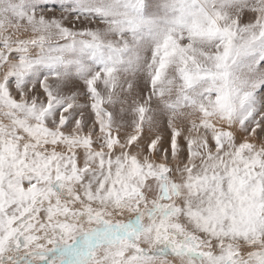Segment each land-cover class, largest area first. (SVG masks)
<instances>
[{"label": "rangeland", "instance_id": "374dc122", "mask_svg": "<svg viewBox=\"0 0 264 264\" xmlns=\"http://www.w3.org/2000/svg\"><path fill=\"white\" fill-rule=\"evenodd\" d=\"M216 117L247 126L244 132L264 143V0H0V138L45 157V145L59 141L96 148L105 132L161 135ZM22 161L15 177L28 194L0 235V264H11L9 256L24 264L25 254L31 264L29 257L37 254L25 251L28 243L51 257L53 251L41 244L50 236L41 229L69 238L76 231L73 222L112 224L113 230L116 224L125 233L132 221L140 228L146 220L157 223L156 249H175L165 258H138L146 245L135 239L137 245L128 247L121 234L124 240L115 242L118 250L125 246L121 256L136 247L124 264H167L166 258L179 253L186 261L226 255L222 264H264L260 238L218 245L176 223L175 186H170L175 197L154 199L135 187L114 198L112 211L79 195L80 179L54 170L53 159L40 174ZM149 175L158 181L176 178L171 169ZM84 214L87 223L79 220ZM258 215L264 222L262 208ZM56 234L52 237H62ZM19 241L24 243L17 255Z\"/></svg>", "mask_w": 264, "mask_h": 264}, {"label": "bare ground", "instance_id": "6f19581e", "mask_svg": "<svg viewBox=\"0 0 264 264\" xmlns=\"http://www.w3.org/2000/svg\"><path fill=\"white\" fill-rule=\"evenodd\" d=\"M230 121L229 118L224 120L220 117L203 119L190 123L189 126L183 124L179 126L180 128L175 127L168 133L153 136L144 133L119 136L105 132L103 139L98 140L101 145L97 144L96 148L91 146L92 144L72 147L70 144L59 141L55 145H45V157L43 154L40 155L39 151L29 150L24 144L8 141L2 137L0 138V235L6 227L9 216L17 210V206L26 203L24 201L27 198L28 188H25L26 186L15 177L23 169L22 159L27 160L38 174L45 172L53 159L54 170L68 171L73 178L80 179L75 186L76 192L93 204L112 208L113 211L117 205L114 198L135 187L142 190L148 199L159 198L166 194L173 198L175 196H172L170 186H175L176 198L179 199V214L175 220L187 232L202 239L208 238L213 244L218 243V245H224L225 242L232 245L233 243L242 244L251 238L264 240V222L258 215L260 208L264 211V143L256 141L252 131L244 132L247 126L241 129L238 124L235 125ZM160 169H171L176 176L173 182L150 178L149 171ZM36 180L40 185L43 182L42 179ZM76 216L74 215L75 218ZM84 216L85 214L79 216V220L88 218ZM17 218L14 217V221ZM49 220L51 221L50 218ZM131 220L134 219L131 218ZM141 222L144 225H139L140 228H138L132 221L134 226H131V231L121 233L126 237L128 247L137 242L146 245L143 247L147 250L151 247L156 248L158 245V238H155L156 232L152 228L150 230L144 228L148 226L147 220ZM72 224L76 228H73L76 231L72 237L54 238L58 239L56 240L58 244L64 245L57 251L56 257H70L72 250L81 245L91 231L99 233L90 247L95 252V255H89L88 261L91 264H121L123 260L129 259L128 257L131 258L130 252L136 248L130 247L129 253V249L125 250L127 256L123 259L125 252L121 256L123 252L121 250L125 249V246L118 250L120 245L119 247L116 245L115 248V242L118 244V240L123 241L124 237L121 234L116 235L115 232L110 233L112 224L106 225L92 221L88 226L75 222ZM47 231L41 229V232L50 238H53L52 236L56 233L62 236L63 232ZM102 231H105L103 235L100 234ZM47 240L44 238L41 244L46 245ZM71 241L73 242L69 244ZM19 242L14 250L17 255L21 253V246L26 241ZM96 244L99 247L93 248ZM36 249L38 248L29 243L25 247V251ZM219 253L223 254V252ZM44 254L42 257H37L38 262L46 261ZM225 257L226 255L215 258L188 256L187 259L192 261H186L180 258L179 253L174 258L167 259L166 262L167 264H222ZM9 258H11L9 259L11 264H23L19 263L18 257V259L13 256ZM23 258L26 261L24 264H27L29 261L26 254ZM115 259L118 260L114 261ZM154 261V264L159 263ZM256 263L254 260L249 262V264Z\"/></svg>", "mask_w": 264, "mask_h": 264}, {"label": "crops", "instance_id": "0c3cea01", "mask_svg": "<svg viewBox=\"0 0 264 264\" xmlns=\"http://www.w3.org/2000/svg\"><path fill=\"white\" fill-rule=\"evenodd\" d=\"M147 224H148V226H145V228H147V229H149L150 230V228H152L155 232L157 231V223H155L154 221H151V223H149L148 221H147ZM110 233H112V232H115L116 233V235H120L124 230L123 229H121V227H118V226H116L115 225V230H113V228H112V225H110ZM117 229H121L120 231H118ZM106 231V230H105ZM105 231H102L100 234H104V232ZM87 234V233H86ZM99 233H97V232H95V231H91L90 233H88L87 235H89V236H86V239H85V241L81 244V245H79V246H77V247H75L73 250H72V254H71V256L70 257H66V256H64V257H56L55 256V253L58 251V250H61L62 249V247L64 246L63 244H58V242L54 239V238H50V237H47V246L46 245H44V246H46V249L49 251V250H51V251H53V255L51 256V257H49V253H48V255L47 256H44V258H45V260H49V261H51V260H53L55 263H56V261H57V259H62V260H60V261H62L61 263H59V264H91V263H89V255L90 254H92V256L93 255H95V252L92 250V248H90L91 246H92V244L94 243V240H95V238L97 237V235H98ZM123 235V234H122ZM65 236V235H64ZM62 237H63V235H62ZM62 237H61V239H62ZM156 238V237H155ZM158 238V237H157ZM50 241V242H49ZM57 242V243H56ZM73 241H71V242H69V244L70 243H72ZM57 244V245H56ZM59 245V246H58ZM63 245V246H62ZM95 247H99V245L98 244H96V245H94V247L93 248H95ZM50 248V249H49ZM56 248V249H55ZM61 248V249H60ZM78 249H80V250H78ZM34 251H36V250H34ZM24 251H22V253H23ZM89 252V253H88ZM36 254H37V257L38 256H43V254L45 253L42 249L41 250H38V251H36L35 252ZM35 253H32V254H35ZM39 253V254H38ZM42 253V254H41ZM85 256H87V257H85ZM37 257H29L30 259H31V264L33 263V264H36L37 262H35V261H37ZM79 257H81V258H84V260L83 261H80V262H78L77 261V259L79 258ZM36 259V260H35ZM44 263L45 264H47L46 263V261H44Z\"/></svg>", "mask_w": 264, "mask_h": 264}, {"label": "flooded vegetation", "instance_id": "af4514ba", "mask_svg": "<svg viewBox=\"0 0 264 264\" xmlns=\"http://www.w3.org/2000/svg\"><path fill=\"white\" fill-rule=\"evenodd\" d=\"M156 247H158V246H156ZM171 249L172 251H174V247H172L171 245H163L162 246V248H161V250H159V249H156V248H153L152 249V247H151V251L150 252H148V251H146V250H141V252L140 253H138L137 255H138V258H144L145 256H148V255H152V257H157V256H161L162 255V257H166V255L168 254V249ZM156 253H159V255H155ZM168 258H166V260H167Z\"/></svg>", "mask_w": 264, "mask_h": 264}, {"label": "water", "instance_id": "95a60500", "mask_svg": "<svg viewBox=\"0 0 264 264\" xmlns=\"http://www.w3.org/2000/svg\"><path fill=\"white\" fill-rule=\"evenodd\" d=\"M56 189H58V187H57ZM29 214H30V213H29ZM29 214H28V215H29ZM28 215H26V216L24 215V216H23V219L27 218ZM21 219H22V218H21Z\"/></svg>", "mask_w": 264, "mask_h": 264}]
</instances>
